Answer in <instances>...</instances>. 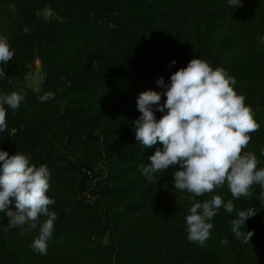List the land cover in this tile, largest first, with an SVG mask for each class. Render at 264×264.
<instances>
[{
	"label": "trees",
	"instance_id": "trees-1",
	"mask_svg": "<svg viewBox=\"0 0 264 264\" xmlns=\"http://www.w3.org/2000/svg\"><path fill=\"white\" fill-rule=\"evenodd\" d=\"M0 0V35L14 56L0 64V94L23 95L7 108L0 150L30 155L47 165L55 204V229L46 255L31 244L38 228H12L0 212V264H264V203L255 185L251 197L233 199L225 185L192 199L175 190L170 166L151 183L139 165L163 149L144 148L134 122L141 92L160 93L163 77L202 58L235 77L260 128L245 151L264 168V0ZM175 60L176 63L172 64ZM39 62L37 93L30 78ZM11 81V83H9ZM54 98L41 102L38 96ZM166 100L162 95L161 104ZM167 110H165L166 112ZM165 113L155 112L157 120ZM2 166V162H0ZM221 195V207L203 246L187 239L185 217L194 202ZM254 208L245 224L254 234L242 243L231 231L238 211ZM10 209L15 211L14 203ZM41 222L46 218L41 217ZM227 239V245L221 244Z\"/></svg>",
	"mask_w": 264,
	"mask_h": 264
},
{
	"label": "clouds",
	"instance_id": "clouds-1",
	"mask_svg": "<svg viewBox=\"0 0 264 264\" xmlns=\"http://www.w3.org/2000/svg\"><path fill=\"white\" fill-rule=\"evenodd\" d=\"M229 4L235 9L242 6L241 0H229ZM259 40L264 43V36ZM13 56L8 38L0 35V64H8ZM175 63L173 60L172 64ZM4 76L5 69L0 68V77ZM157 83L166 92L140 93L137 109L141 115L134 122V131L144 148L159 142L163 149L158 148L149 157L150 164L139 165L141 175L151 183L155 174L178 165L179 170L172 173L175 190L192 194L193 200L225 185L233 199L251 197L254 186L259 185L258 199L264 203V168H258L254 152L245 151L251 141L249 134L258 131L260 125L251 106L246 105V97L235 91V77L222 67L213 68L206 60L193 58L171 75L170 84L165 85L163 77ZM162 95L166 96L163 104ZM51 98V92L38 96L41 102ZM23 99L16 91L0 94V132L7 128V108L15 111ZM155 112L165 114L157 120ZM0 162V212L9 217L4 231L25 225V232L38 228L31 248L46 255L57 219V214L49 210L55 204L54 198L47 195L50 170L45 164L37 167L30 155L19 151L9 155L0 150ZM13 203L15 211L10 209ZM221 207L228 213L235 211L233 200L225 203L221 195L192 203L190 214L185 217L190 242L205 244L214 227L210 221ZM255 215V209L249 208L238 211L237 218L231 221V231L242 243H250L254 233L245 231V224ZM41 217L46 219L41 222ZM227 243V239L221 240V244Z\"/></svg>",
	"mask_w": 264,
	"mask_h": 264
},
{
	"label": "rangeland",
	"instance_id": "rangeland-1",
	"mask_svg": "<svg viewBox=\"0 0 264 264\" xmlns=\"http://www.w3.org/2000/svg\"><path fill=\"white\" fill-rule=\"evenodd\" d=\"M30 81H31L30 82V85L32 87H34L35 89H38L39 86L42 85L43 75H42V72L40 70V64H39V62H37L36 68L33 70L32 74H31Z\"/></svg>",
	"mask_w": 264,
	"mask_h": 264
}]
</instances>
